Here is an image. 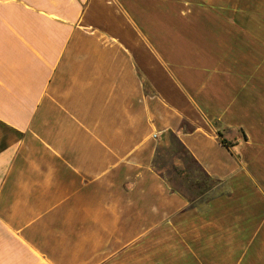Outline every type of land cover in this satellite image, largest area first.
<instances>
[{
	"label": "crops",
	"instance_id": "0c3cea01",
	"mask_svg": "<svg viewBox=\"0 0 264 264\" xmlns=\"http://www.w3.org/2000/svg\"><path fill=\"white\" fill-rule=\"evenodd\" d=\"M0 264H264V0H0Z\"/></svg>",
	"mask_w": 264,
	"mask_h": 264
},
{
	"label": "rangeland",
	"instance_id": "374dc122",
	"mask_svg": "<svg viewBox=\"0 0 264 264\" xmlns=\"http://www.w3.org/2000/svg\"><path fill=\"white\" fill-rule=\"evenodd\" d=\"M156 166L188 196H197V184L202 182L203 175L170 134L165 136L164 143L159 148Z\"/></svg>",
	"mask_w": 264,
	"mask_h": 264
},
{
	"label": "trees",
	"instance_id": "16d2710c",
	"mask_svg": "<svg viewBox=\"0 0 264 264\" xmlns=\"http://www.w3.org/2000/svg\"><path fill=\"white\" fill-rule=\"evenodd\" d=\"M172 137H174V135L172 134V133H169ZM219 136H220V134H219ZM174 139L176 140V138L174 137ZM176 142H177V144L179 145V147H180V149H182V151L188 156V158L190 159V161L192 162V164L193 165H195L197 168H198V170H199V172L203 175V178H202V182L201 183H199V184H197V188H196V190H197V192H196V194L197 195H200V194H202V193H204V192H206V191H208L209 189H211L213 186H214V181L213 180H211L198 166H197V164L195 163V161L187 154V152L185 151V149L183 148V146L176 140ZM221 142V144H223L224 146H226V147H228L229 146V143L227 142V141H225V140H221L220 141ZM156 169L161 173V175L165 178V179H167L168 181H169V183L171 184V186L173 187V189L174 190H176V191H178V192H180L181 194H183V195H185L188 199H189V202H192L191 200H190V196L188 197V194H186L183 190H181L180 188H178V187H174L175 185L173 184V182L171 181V179L168 177V176H166V175H164L163 173H162V171L159 169V168H157L156 167Z\"/></svg>",
	"mask_w": 264,
	"mask_h": 264
}]
</instances>
